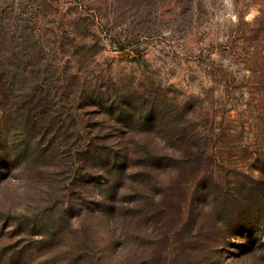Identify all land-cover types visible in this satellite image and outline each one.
<instances>
[{"label": "rangeland", "instance_id": "rangeland-1", "mask_svg": "<svg viewBox=\"0 0 264 264\" xmlns=\"http://www.w3.org/2000/svg\"><path fill=\"white\" fill-rule=\"evenodd\" d=\"M0 32L9 55L27 37L65 101L47 146L168 158L127 162L101 210L90 152L0 143V264H264V222L245 218L264 206V0H0ZM146 106L164 126L131 119Z\"/></svg>", "mask_w": 264, "mask_h": 264}, {"label": "trees", "instance_id": "trees-1", "mask_svg": "<svg viewBox=\"0 0 264 264\" xmlns=\"http://www.w3.org/2000/svg\"><path fill=\"white\" fill-rule=\"evenodd\" d=\"M19 26L21 27L22 25ZM22 30L21 33L25 35L27 29ZM21 37L24 42L15 51H12L10 55L9 53L6 54L4 50L3 53L0 52V143L5 141L6 144L3 146V150H10V153L16 156V160L17 158H22L25 147H33V153H38L40 158L41 156L43 158L54 156L57 159L75 158V155L80 156V154L85 153L86 156L90 152V159L87 161L85 157L84 162L89 166L91 158H95L101 168L95 172V177L93 176L94 173L92 174L91 172L89 175L83 176V182L86 185L91 179L90 177H94L97 180L95 182H97V186L101 191L99 204L101 210H103V207H107L110 204L109 191H113L114 186H116L115 183L122 180L121 177L126 175L127 162L132 161L137 156L153 162L163 159L167 160L168 158L166 156L163 157L162 154L156 153L153 155L152 150L155 147L151 146H126L120 148L103 146L97 148L96 154H94V149L89 146L82 149L81 152H76L77 149L73 150L71 148L62 152L63 146H47L45 144L47 138L51 134H60L65 128V118L67 116L64 107L61 106L65 101L62 97L52 95L54 90L58 88L56 80L48 81L45 79L47 82H44L41 81L42 78L36 79V77H39L38 72L36 73L34 70L36 64L32 62L35 61L34 55L27 50L22 51L21 47L26 44L27 37ZM5 38L6 36L3 32H0V45L6 42ZM24 60L26 61L25 64L23 63ZM38 70H40L39 74L41 75V69ZM67 85L63 84L58 90L70 93V87H67ZM133 104L135 106L138 105V100L134 99ZM135 106L129 105L125 107L122 103L116 106L113 103L112 109H117L118 112L123 110L122 113H124ZM158 112L155 107L152 106L149 109L146 106V109L132 113L131 119L135 120L136 123L140 121L164 126L166 117H159L157 115ZM119 116H121V113H119ZM176 119L174 118L171 122L173 123ZM173 129L168 128L166 135L173 136L175 134ZM32 131L36 135H32ZM7 139L12 143L10 146ZM148 151L151 152L147 153ZM208 152L206 149L205 153L203 152L201 155L205 154L204 156L208 157L210 155ZM31 155H27L28 157L25 159H28ZM33 158L34 155L30 157L32 160ZM3 161L5 162L7 159L3 157ZM80 162L82 163L83 161L80 160ZM20 164V162L17 163L18 166ZM82 165L84 166L85 163H82ZM149 165L150 167L148 168L154 169V164L149 163ZM87 166L83 167L84 171H86ZM3 167L5 168V166ZM259 170L263 171L262 168ZM245 218L250 220V223H248L250 226L262 225V221L264 222V206L254 212V215H246Z\"/></svg>", "mask_w": 264, "mask_h": 264}]
</instances>
